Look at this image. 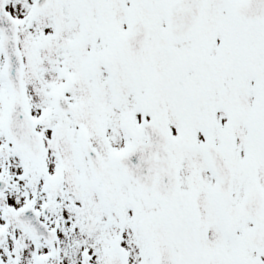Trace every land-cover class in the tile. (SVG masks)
<instances>
[{"label":"snow or ice","instance_id":"6c2138e0","mask_svg":"<svg viewBox=\"0 0 264 264\" xmlns=\"http://www.w3.org/2000/svg\"><path fill=\"white\" fill-rule=\"evenodd\" d=\"M0 264H264V0H0Z\"/></svg>","mask_w":264,"mask_h":264}]
</instances>
